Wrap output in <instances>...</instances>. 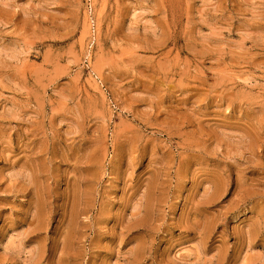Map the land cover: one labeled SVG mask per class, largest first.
I'll use <instances>...</instances> for the list:
<instances>
[{"label":"rangeland","instance_id":"obj_1","mask_svg":"<svg viewBox=\"0 0 264 264\" xmlns=\"http://www.w3.org/2000/svg\"><path fill=\"white\" fill-rule=\"evenodd\" d=\"M0 264H264V0H0Z\"/></svg>","mask_w":264,"mask_h":264}]
</instances>
